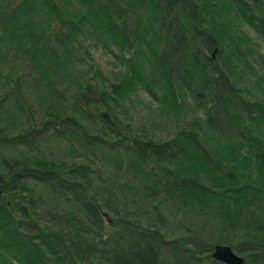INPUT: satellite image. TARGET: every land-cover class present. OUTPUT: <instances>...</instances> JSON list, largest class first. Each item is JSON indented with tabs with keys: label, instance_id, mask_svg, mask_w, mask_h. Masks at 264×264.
Masks as SVG:
<instances>
[{
	"label": "rangeland",
	"instance_id": "1",
	"mask_svg": "<svg viewBox=\"0 0 264 264\" xmlns=\"http://www.w3.org/2000/svg\"><path fill=\"white\" fill-rule=\"evenodd\" d=\"M17 1L0 0V21L18 6ZM31 1L30 16L37 26L33 33L45 36L36 39L41 46L35 50L28 37L0 43V175L18 176L0 183V206L21 220L24 234H31L35 244L41 230L50 233L52 245L62 251L76 243L78 255L88 254L83 249L87 243L110 250L115 240L131 241L143 233L157 244L170 243L160 246V264H214L215 244L231 246L249 264L251 255L264 248L260 244L253 249L249 242L264 233L238 227L259 213L264 217V189L258 196L248 194L246 202L245 197L237 202L211 201L213 208L234 210L239 221L235 227L211 214L210 202L201 208L195 202L187 211L176 209L177 198L163 194L166 180L155 182L152 176L161 171L169 175L163 168L174 167L163 161L157 166L159 160L154 159L159 156H146V163L141 162L138 149L145 146L137 149L135 144H168V152L175 151L171 144L178 134L205 118L216 97L229 92L240 108L243 126L251 125L252 135L262 137L264 150V126L253 122L258 115L254 108L264 107V39L234 10H226L223 0H201L206 11L202 14L195 12L192 0L193 24L180 16L182 0H171L173 10L170 0H53L61 2L59 11L50 10L42 0ZM208 1L212 3L207 5ZM97 7L115 20L105 33L91 30L85 21L78 23L86 10ZM17 16L8 17L11 27L19 21ZM178 33L184 36L177 58L184 69L176 77L174 67L170 83L161 85L153 58L182 36ZM38 52L43 67L36 68L32 59ZM137 58L139 63L143 58L142 82L122 89ZM193 91L201 92L199 99ZM244 108L252 113H243ZM105 112L130 134L134 145L106 124L100 116ZM222 120L226 138L246 139V132L238 136L237 125H227L226 114ZM186 135L181 144L214 156L215 141ZM239 142L233 149L242 167L236 166L229 151L226 159L221 157L223 166L235 168L245 178L242 182L264 188V175L254 161L257 154ZM150 170L157 173L150 175ZM62 233L66 242L57 237ZM41 253L45 264H57L49 250L42 248ZM3 254L10 264H20L0 246Z\"/></svg>",
	"mask_w": 264,
	"mask_h": 264
},
{
	"label": "trees",
	"instance_id": "2",
	"mask_svg": "<svg viewBox=\"0 0 264 264\" xmlns=\"http://www.w3.org/2000/svg\"><path fill=\"white\" fill-rule=\"evenodd\" d=\"M29 1L31 0H20V2L17 1L18 6L12 8L9 14L7 13L8 15H3L6 19L0 21L3 32V36L0 35V43L10 40L25 41L28 37L34 40L35 50H38V48L41 46L39 45V43L41 44V40L45 36L44 34L42 36L37 32L33 33L37 26L30 16L31 4H28ZM42 1L47 4L46 6H48L50 10H60L61 2H59L57 5V3H53V0ZM63 1H65L66 3L68 2L67 0ZM193 2H196L195 7H193V5L191 4L192 0H182L180 2V4L182 5L180 16H182L187 22H190L191 24H193L194 21V19H191L190 17L191 12L194 13L192 7L196 9L195 12H197L198 14H202L203 11L206 12L204 6L201 4V0H193ZM209 3L212 2L208 1L207 5ZM173 4L174 2H171L170 0L171 10H173ZM222 5L225 9L230 8L231 11L234 10L236 14H239L243 23L247 27L251 28L258 36L264 39V0H223ZM18 13L19 21H13V23H15L16 25L14 24L13 27H11L12 25L10 26V24H12V21L8 20V17L12 19L16 17ZM70 20L73 21V18H71ZM83 21H85V24H88L91 30H94L98 33L107 32V30H109L115 23L114 18L101 7H97L92 11L86 10L85 14L81 15L78 19V23H82ZM194 29L197 32L201 31L200 28ZM181 35L182 34L178 33V36ZM183 37V35L181 37H176L175 40L173 38L172 43L164 48L161 52H158L153 58L155 61L156 69L158 70L157 75L160 77L161 85L162 81H166L167 84L169 80H172L171 76L173 75L172 72H174V67H178L176 77H178V74L180 77L183 72L181 70L184 69V66L180 70L181 65L178 63L179 59H177L179 58V56H181L180 52H182V49L180 47L182 42H184ZM37 38L41 40L38 42L36 40ZM39 52L37 54V59L34 60L31 58L33 60V66L36 68L43 67V59L41 53L39 54ZM142 60L140 61V63L138 58L135 60L134 64L129 70L131 76L129 79H126L124 81L125 86L122 89L130 87V85H132L134 82H142ZM220 90L223 91L221 88ZM194 93L196 94V98L194 94L192 96L196 100L199 99V95L201 92ZM227 93L228 95L226 97H216V103L213 105V107L208 108L205 118L196 120L195 122H193L192 126L188 128V130L178 134L176 139L171 144L172 147L175 148V151L168 152V144L160 145L152 142H147L144 144H137L136 142L135 147L138 149L141 145L145 146L138 149V157L142 159L140 160L141 162L144 161V159L146 161V156H159L157 159L153 158L154 160H159L157 166H160L163 161L164 163H171L174 167L173 170H170L168 166L163 168L165 171H169V175H166V172L164 171H161L159 175H152L153 170H150V175L154 177L155 182H161L163 178L164 180H166V186H164L163 194L168 193L170 197L174 199L177 198L176 201L178 203V207L176 209L180 208L187 211V208L193 209V203L195 202L200 205V208L204 204H207V202H210V213H213L216 218H221L222 220L228 221L229 226L235 227L234 223H239V221H237V216L235 220L234 210L229 206H226L225 208H213L212 206H210L211 201L214 202V200H218V202H237L238 199L245 197L244 200L246 202V196L248 194L252 193L253 197L258 196V194H260V191L262 193V190L264 188L263 186L262 188H260L257 185L253 184V182H250L248 180H246V182H242L241 180H244L245 178L242 177L232 166L225 165L224 167L223 163L221 162V157L224 156V158L226 159L227 152L229 151L230 155L233 157V162L236 163V166L242 167V165L238 164L239 160L237 159V156L235 154L236 152L233 149V147L237 145L236 143L240 141L239 143L242 144V146H240L241 148L244 147V144L251 146L253 152L257 154L258 158H260L258 159L254 157V161L257 165V171L259 172V174L264 175V150L261 149V142L263 141L262 137H254L252 135L251 125L243 126V121L240 120V113H237L240 108L232 101L231 98H229L231 93ZM254 109L258 112V115L254 116V124L259 127L264 126V107L259 106ZM231 110H233L234 113ZM245 112H248L249 114L252 113L250 110H246L244 108L243 113ZM224 114H226L227 125L229 127H235L237 125L239 129L238 136H241V134H244L246 132L248 134L246 139L240 140L239 138H226V136L221 133L222 129L224 128L222 124V116ZM112 122L117 127L122 128L114 119H112ZM196 130H199L201 132V136H198ZM0 131H2L1 128ZM128 131L130 132V130ZM117 132L118 135L121 136L124 140L126 139L119 132V130ZM182 134L183 137L185 134H187L186 136L193 135L196 140L198 139L197 137H200L202 139L207 138L211 141H215L216 146L214 147L213 151L211 150V153H213L214 156L212 157L211 155H209V153H207L206 150H203L201 148L197 147L195 150L191 145L184 143L181 144V141L186 142L187 140L186 138L182 137ZM233 140L235 142H233ZM177 158L178 161L176 160ZM173 161L176 164L173 163ZM153 172L157 173L155 171ZM80 174L84 176L83 173ZM2 177L3 176L0 175V183H3L4 179L17 180L18 178L16 172L15 175L14 172H10L5 175L3 179ZM205 179L207 181H205ZM263 180L261 181V184L264 182ZM244 192L246 193L242 195V193ZM89 202L91 203L90 200ZM92 209L93 214L96 216V207L93 204ZM7 211L10 212L3 206H0V246L4 247L6 251L12 253L20 262V264H45L41 256L42 248L49 250V253L55 255L57 264H160V261L158 260V255H160V252L158 251L159 249L161 250L160 246H171L169 242H165V245L162 242L161 245L157 244L151 239L147 238L143 233H139L138 235L140 236H137L135 240H115V243L111 244L110 250L106 249L105 246L99 247L97 244L87 243V247L85 248L83 246V249L85 252L88 251V254L84 253L83 255H78V246H76V243L74 245H65L63 250H65L66 252L62 251L59 247L57 248L52 245V242L50 240V237L52 236L50 235V233L45 232V234L41 230L39 231V235H36L35 237L37 238L36 240H38L39 243L35 244V241L31 237V234H24L21 226V220L11 218V216L8 215L9 213H7ZM262 214L263 213H259L255 216H252L250 220H246L244 225H240V227L238 228L244 229V227H253V229L260 230V232L264 233V217ZM57 237L60 241L66 242L64 239V233L58 234ZM225 240L226 239L222 238L219 239V241ZM249 243L253 244V249H256L257 245H264V234L257 233L253 235L252 240ZM29 245L31 246L28 247ZM251 256L252 259L249 264H264V248L260 252L258 251L253 253ZM212 261L214 264H223L215 261L214 259ZM0 264H10V262L6 258H4V254L0 256Z\"/></svg>",
	"mask_w": 264,
	"mask_h": 264
},
{
	"label": "water",
	"instance_id": "3",
	"mask_svg": "<svg viewBox=\"0 0 264 264\" xmlns=\"http://www.w3.org/2000/svg\"><path fill=\"white\" fill-rule=\"evenodd\" d=\"M101 118L103 120H105L109 125H111L112 127L116 128L117 130H119V132L127 139L129 140V142L134 145L135 141L133 140V138L130 136V134L122 129L117 127L111 120L109 114L107 112L102 113ZM104 215L106 216L107 214L104 213ZM211 256L213 259L223 262L225 264H244L245 259L244 257L240 256L239 254H237L232 248L231 246L227 245V244H215L213 246V251L211 253Z\"/></svg>",
	"mask_w": 264,
	"mask_h": 264
}]
</instances>
